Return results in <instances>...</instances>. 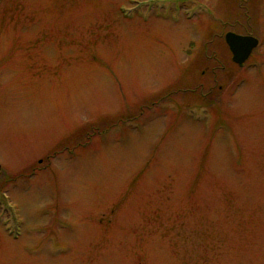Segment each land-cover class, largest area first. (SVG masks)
Listing matches in <instances>:
<instances>
[{"label": "rangeland", "instance_id": "374dc122", "mask_svg": "<svg viewBox=\"0 0 264 264\" xmlns=\"http://www.w3.org/2000/svg\"><path fill=\"white\" fill-rule=\"evenodd\" d=\"M0 264H264V0H0Z\"/></svg>", "mask_w": 264, "mask_h": 264}, {"label": "water", "instance_id": "95a60500", "mask_svg": "<svg viewBox=\"0 0 264 264\" xmlns=\"http://www.w3.org/2000/svg\"><path fill=\"white\" fill-rule=\"evenodd\" d=\"M224 40L231 51L232 60L238 64H242L249 56L252 48L258 43V39L253 35L239 34L233 31H226Z\"/></svg>", "mask_w": 264, "mask_h": 264}]
</instances>
